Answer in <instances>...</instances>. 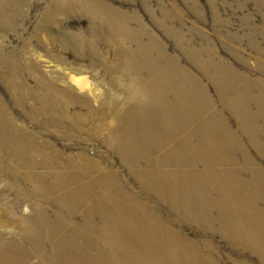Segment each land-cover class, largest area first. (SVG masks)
<instances>
[{"label":"rangeland","instance_id":"obj_1","mask_svg":"<svg viewBox=\"0 0 264 264\" xmlns=\"http://www.w3.org/2000/svg\"><path fill=\"white\" fill-rule=\"evenodd\" d=\"M107 13L141 27L144 44L155 37L165 57L150 65L121 48ZM82 75L81 92L68 79ZM199 99L208 108L176 126L170 103ZM216 120L222 128H206ZM207 145L236 153L237 178L264 174V0H0V251L23 256L10 264H93L99 249L154 264L150 245L175 239L201 262L264 264L244 248L254 242L244 228L198 223L204 209L186 222L161 189L174 185L175 162L199 161Z\"/></svg>","mask_w":264,"mask_h":264},{"label":"bare ground","instance_id":"obj_2","mask_svg":"<svg viewBox=\"0 0 264 264\" xmlns=\"http://www.w3.org/2000/svg\"><path fill=\"white\" fill-rule=\"evenodd\" d=\"M110 14L107 13L106 15V23L111 30V32L109 31L110 34L112 33V35L115 36L114 38L116 42H120L121 48H123L122 45L124 44L125 49L135 47L137 51H145L146 56L144 57V61L150 65H154L157 61L159 62V59L165 57V51L160 50V53L156 52L158 43L155 37H151V40L144 44L141 40L143 35L141 27L137 29H130L126 22L117 21L116 17H114L112 13ZM135 60L137 59H133V61ZM133 61L128 60V62ZM68 82L74 86V88L82 92L88 81L87 78L82 75L79 77H72L68 79ZM163 86L170 87V90L172 91L176 89L173 87V82L171 83L169 81L165 82V85ZM165 87L160 92L162 99H167V97H165V94L167 93V89ZM200 97L202 98V96ZM181 103V101L177 100L170 103V108L175 111L176 115L182 117L181 121L178 120L175 122L176 126L181 128L191 126L193 117H198L199 113L204 111L209 106V101H205L204 99H199L198 101L187 100V107H183ZM182 113H185L184 115L186 116L182 115ZM222 125L223 122L221 120H216L213 125L206 126V128L209 130L213 129L217 132L219 128H222ZM207 147L202 149L199 156L200 160L197 162H175L174 166L176 169L174 170V185H162L161 189L166 190V193L171 191V194L169 195L171 198L170 200H172L176 212L179 213V215L182 216L186 222H189L192 219L184 213L187 211L189 212L191 209L199 211L204 209V211L196 217L198 223L219 225L223 231L225 230L238 235L239 232H241L240 230L244 228L254 241L252 242V245H247L244 248L255 252L264 261V223L262 221L264 219V214L259 208V204H262L264 210V174L262 172L255 171L253 174L254 178H250L251 182L244 180V178H237L236 174H238V171L232 170V168L236 165V160L234 158L235 152L232 150H216L215 148L209 147V145H207ZM239 153L244 156L247 163L250 162L245 155V152L239 151ZM181 155L190 158V155L183 151ZM200 165H202V168H205L203 171L194 169L196 166L199 168ZM248 165L249 164H246V166ZM220 167H229L227 169L229 178L223 179L220 177V175L225 172L222 170L218 171V168ZM70 178L77 177L71 175ZM204 178L221 179H219L218 183H207ZM65 184L72 185L75 184V181L73 179H67ZM85 187H80L79 190L83 195V199L88 198L91 193V189ZM213 210L217 211L218 220H213ZM22 213L27 214L28 209L25 208ZM254 224L259 226L260 230H258L257 227L254 229ZM251 230H255V233H251ZM95 232L98 237L107 235L104 231H100V229H96ZM146 232L147 231L144 230V234H146ZM133 233L136 232L133 231ZM137 235H139V233L133 234L131 237ZM150 246L151 248L147 249V253L149 254V257L154 256V258L150 257V260H154V264H221L215 260L201 262L203 253H200L199 250L196 251L191 244L178 242L177 239H175L170 245H159L157 247H153L152 245ZM85 247L89 249L88 246L85 245ZM104 251L107 252L105 249ZM106 252L99 249L97 253L98 257L92 260L93 264H121L117 262L116 259H114L113 262H110L109 255ZM109 252H111L110 249ZM83 259L85 258H74L72 259L71 264H84L85 262L82 261ZM85 260L87 262L89 261L88 259ZM131 264L136 263L132 262Z\"/></svg>","mask_w":264,"mask_h":264},{"label":"crops","instance_id":"obj_3","mask_svg":"<svg viewBox=\"0 0 264 264\" xmlns=\"http://www.w3.org/2000/svg\"><path fill=\"white\" fill-rule=\"evenodd\" d=\"M153 128L152 129H155V126H152ZM64 221V220H63ZM3 254L0 255V264H10L11 262H14L16 260V258L18 257H23V256H17V254H15V252L13 251L14 248L11 247L10 244H3ZM15 264V263H14Z\"/></svg>","mask_w":264,"mask_h":264}]
</instances>
